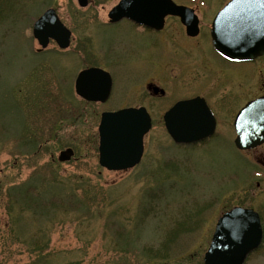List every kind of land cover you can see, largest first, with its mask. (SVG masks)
<instances>
[{"label":"rangeland","instance_id":"1","mask_svg":"<svg viewBox=\"0 0 264 264\" xmlns=\"http://www.w3.org/2000/svg\"><path fill=\"white\" fill-rule=\"evenodd\" d=\"M117 1L0 0V264H204L218 217L234 205L260 213L262 243L245 264H264V143L238 149L233 126L242 103L264 93V56L222 65L203 31L181 46L176 18L163 49L152 46L128 21L109 24ZM175 1L197 8L204 25L225 0ZM49 7L72 32L66 48H41L32 34ZM90 65L112 75L106 103L75 92ZM195 95L222 120L210 138L177 144L162 114ZM128 105L147 106L153 123L140 162L112 171L98 160L100 114ZM68 146L74 156L59 160Z\"/></svg>","mask_w":264,"mask_h":264},{"label":"water","instance_id":"2","mask_svg":"<svg viewBox=\"0 0 264 264\" xmlns=\"http://www.w3.org/2000/svg\"><path fill=\"white\" fill-rule=\"evenodd\" d=\"M84 6L88 0H78ZM167 14L179 15L189 33L197 30L193 9L173 0H120L109 11L112 21L126 16L139 23L160 27ZM264 0H231L215 16L212 37L215 48L227 57L249 59L264 52ZM257 16H260L259 18ZM236 33L232 40V33ZM33 34L45 47L52 37L61 47L70 42V31L55 9H47L34 23ZM228 34L230 39H228ZM259 37V39H258ZM77 94L88 100L107 99L111 89L108 72L90 67L75 81ZM166 127L177 143L198 141L215 131L214 116L202 97L181 100L164 115ZM235 144L250 149L264 142V96L248 102L234 121ZM151 121L144 107L105 111L99 131V163L108 169H127L137 164L143 154V137ZM71 147L59 152L58 159L69 160ZM263 230L259 214L251 208L235 206L218 219L204 264H244L247 255L259 246Z\"/></svg>","mask_w":264,"mask_h":264},{"label":"flooded vegetation","instance_id":"3","mask_svg":"<svg viewBox=\"0 0 264 264\" xmlns=\"http://www.w3.org/2000/svg\"><path fill=\"white\" fill-rule=\"evenodd\" d=\"M229 0H225L224 1V3L223 4H221V6L218 8V9H213L212 10V12L211 13H209L208 15H207V17L208 18H210L209 20H206L205 22H204V25H202L201 23H200V21H199V28H198V33L196 34V35H189L187 32H186V28H185V26L181 23V21L179 20V18L178 17H174V16H172V15H168V16H166V18H165V22H164V24H163V26L162 27H160V28H155V27H152V26H147V25H139V24H137V23H134V22H131V21H129V23L130 24H133L134 26H135V28H140L141 29V31H139V32H141L142 33V38L143 37H147V33L146 32H148L149 33V37H150V41H151V43H152V46L154 45L153 43H156L155 45L156 46H158V44L160 43V48L161 49H163V47H164V44H163V39H167L169 36H168V34H164L163 36H161V34H163V31L167 28L168 29V27H169V21H167L168 19H170V18H176L177 19V24L176 25H178L177 27H174V29H178V30H175L176 32H178L179 30H181V31H183L184 32V34L186 35V37H184L183 36V38H184V42H182V47L184 48H186V44H187V42H188V39L190 40V41H195L197 38H198V36L201 34V32L203 31V36L206 38V39H208L209 40V43H210V45H211V48H212V50H213V53H214V55H215V58H218V59H220L221 61H222V65H225V66H236V65H238V64H242V63H245V64H252L253 65V62L256 60V59H258V58H260V57H262V56H264V53L263 54H261V55H259V56H257V57H254V58H252V59H250V60H247V61H235V60H231V59H229V58H227V57H225V56H223V55H221V54H219L217 51H215V49L213 48V46H212V37H211V23H212V20H213V18H214V16L216 15V13L218 12V10L220 9V8H222L227 2H228ZM216 6V5H215ZM206 12V11H205ZM207 18V19H208ZM111 25H116L117 23H110ZM171 28H173L172 26H170ZM203 27H204V30H203ZM175 31H174V33H175ZM145 32V33H144ZM235 35H236V33H232V40H235L236 39V37H235ZM228 39H230V35L228 34ZM162 38V39H161ZM194 39V40H193ZM143 41H145V42H147L146 40H143ZM149 41V42H150ZM199 41V40H198ZM171 45L176 49V45H175V42H173V44L171 43ZM164 51H165V49H164ZM185 51V50H184ZM168 55V54H167ZM183 56L184 57H186V56H189V53L188 52H184L183 53ZM157 58V60L159 61L160 59H162V58H164V56H161V58L159 59V56L158 57H156ZM208 58V57H207ZM186 61H188V60H190V59H187V58H184ZM152 62H154V60H152ZM151 63V62H150ZM210 63V62H209ZM206 66H208L209 64H205ZM200 66V65H199ZM201 67H202V64H201ZM216 74V73H215ZM148 89H149V92H150V94H152V95H155V96H160V98H164V96H166V93H165V91H162V90H157V89H159L158 88V86L154 83V82H151V84L148 86ZM151 96V95H150ZM195 96H199V95H195ZM201 96V95H200ZM258 96V95H257ZM152 97H154V96H152ZM191 97H194V96H183V97H181L180 99H185V98H191ZM205 99H206V101H207V103H208V105L210 106V108L212 109V111H213V113H214V115H215V118H216V121L217 122H219L220 120H222V118H221V116H220V113L218 112V110H216L217 109V107L213 104L212 105V101L207 97V96H203ZM256 97V96H255ZM254 98V97H253ZM250 99H252V98H250ZM250 99H248V100H250ZM179 100V99H178ZM248 100H246L245 102H243L242 103V105L240 106V108L248 101ZM177 101V100H176ZM175 101V102H176ZM239 101V100H238ZM227 102H229V101H227ZM174 103V102H173ZM172 103V104H173ZM147 107V106H146ZM147 109H148V107H147ZM167 109V108H166ZM149 110V109H148ZM152 115V114H151ZM153 118V117H152ZM234 118H235V116H234ZM233 118V119H234Z\"/></svg>","mask_w":264,"mask_h":264}]
</instances>
